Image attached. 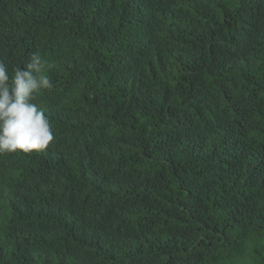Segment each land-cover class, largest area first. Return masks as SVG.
<instances>
[{"label":"trees","instance_id":"16d2710c","mask_svg":"<svg viewBox=\"0 0 264 264\" xmlns=\"http://www.w3.org/2000/svg\"><path fill=\"white\" fill-rule=\"evenodd\" d=\"M44 151L0 154V264H264V0H0Z\"/></svg>","mask_w":264,"mask_h":264},{"label":"clouds","instance_id":"9594fccd","mask_svg":"<svg viewBox=\"0 0 264 264\" xmlns=\"http://www.w3.org/2000/svg\"><path fill=\"white\" fill-rule=\"evenodd\" d=\"M53 84L46 74V61L32 54L22 68L9 76L0 62V154L44 151L54 142L53 126L33 101Z\"/></svg>","mask_w":264,"mask_h":264}]
</instances>
